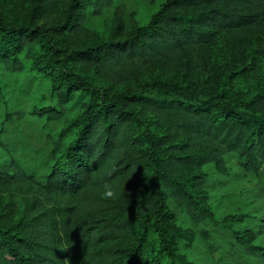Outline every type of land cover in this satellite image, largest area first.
<instances>
[{"label":"trees","instance_id":"1","mask_svg":"<svg viewBox=\"0 0 264 264\" xmlns=\"http://www.w3.org/2000/svg\"><path fill=\"white\" fill-rule=\"evenodd\" d=\"M58 1L0 9V264H159L151 230L188 264L178 219H214L209 166L264 169V0H163L129 27L115 0L43 18ZM107 7L104 36L85 18Z\"/></svg>","mask_w":264,"mask_h":264},{"label":"rangeland","instance_id":"2","mask_svg":"<svg viewBox=\"0 0 264 264\" xmlns=\"http://www.w3.org/2000/svg\"><path fill=\"white\" fill-rule=\"evenodd\" d=\"M28 0H0V9L16 17ZM163 0H115L123 5L121 17L125 27L131 23H144ZM67 0H59L53 13L46 12L43 18L59 17ZM113 7H107L99 15L88 10L85 25L107 36L113 21ZM263 29H259V34ZM257 29L254 31L256 34ZM263 36V35H262ZM247 57L257 59L247 54ZM35 84L32 85V91ZM40 88V87H39ZM36 91L33 92V95ZM25 103L24 106H26ZM5 107L1 104L0 108ZM8 160L0 148V163ZM210 174L209 202L214 210V219L193 223L185 213L179 215L175 241V255H181L188 264H264L250 249L253 245L264 247V169L258 175L244 172L237 158L229 155L222 169L208 168ZM11 194L5 193L8 198ZM13 198L18 193H13ZM157 234L151 230L146 246V255L157 259L159 264H183L177 256L168 257L160 249Z\"/></svg>","mask_w":264,"mask_h":264},{"label":"clouds","instance_id":"3","mask_svg":"<svg viewBox=\"0 0 264 264\" xmlns=\"http://www.w3.org/2000/svg\"><path fill=\"white\" fill-rule=\"evenodd\" d=\"M116 193L113 191L111 187L106 186L105 191L103 192V196L105 198H112Z\"/></svg>","mask_w":264,"mask_h":264}]
</instances>
